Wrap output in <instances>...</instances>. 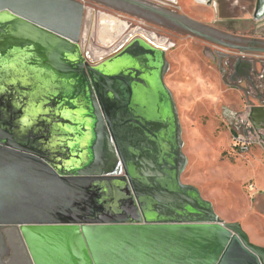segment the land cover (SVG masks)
<instances>
[{
	"label": "water",
	"instance_id": "1",
	"mask_svg": "<svg viewBox=\"0 0 264 264\" xmlns=\"http://www.w3.org/2000/svg\"><path fill=\"white\" fill-rule=\"evenodd\" d=\"M113 1L264 54L139 0ZM86 13L78 0H0V264L6 227L18 228L32 264H264L240 224L181 183L187 159L166 51L135 37L97 57L84 42ZM263 18L255 0L253 20ZM246 118L264 143V107Z\"/></svg>",
	"mask_w": 264,
	"mask_h": 264
},
{
	"label": "rangeland",
	"instance_id": "2",
	"mask_svg": "<svg viewBox=\"0 0 264 264\" xmlns=\"http://www.w3.org/2000/svg\"><path fill=\"white\" fill-rule=\"evenodd\" d=\"M78 1L87 9L84 42L95 56L114 51L133 32L165 49L169 69L164 81L177 108L182 152L187 159L181 183L195 187L201 198L211 203L220 220L240 224L250 243L264 248V190L256 184L264 183V143L258 141L244 157L230 155L232 136L242 132L244 122L249 124L246 118L249 108L264 104V92L248 98L243 96L234 88L236 85H229L218 72L216 52L224 49L167 19L119 1ZM226 1L224 10L228 18L241 17L245 12L252 18L255 0ZM234 2L237 5L229 7ZM157 7L186 26V22H192L195 25L192 30L218 41L264 48L262 20L251 19V24L238 22L237 25L229 20L201 23L198 19L212 18L215 9L205 10L207 8L196 0H178L177 4ZM106 17L114 19L117 25V38L112 42L104 38ZM224 51L237 58L250 59L256 55L254 61L258 66L259 61H264V54L240 56L235 51ZM245 85L237 86L241 89ZM2 232L9 249L4 263L32 264L18 228L6 227Z\"/></svg>",
	"mask_w": 264,
	"mask_h": 264
},
{
	"label": "crops",
	"instance_id": "3",
	"mask_svg": "<svg viewBox=\"0 0 264 264\" xmlns=\"http://www.w3.org/2000/svg\"><path fill=\"white\" fill-rule=\"evenodd\" d=\"M177 1L178 0H176V4H177ZM226 4H227L226 0H216V7L214 8L215 11L213 12V17H212L213 19L209 16L210 19H208V20L207 19H203V20L198 19V22L209 24L213 21L216 22L217 20L218 21L229 20L230 22H234V25H237L238 22H245L246 24H248V23L251 24L250 22H252L251 19L253 20V15L251 18L247 12L242 14L241 17L235 16V17H229L228 18V16L225 15V10H224L225 6H227ZM236 5H237V2H234L233 4L231 3L229 5V7H233ZM204 6L207 8L205 10H213V7H207L206 5H204ZM261 20L264 21V18ZM263 36H264V34H263ZM262 40H264V38ZM220 42H222V41H220ZM222 43H224V42H222ZM225 44H228V43H225ZM228 45H231V44H228ZM216 46H218V45H216ZM232 46L243 47V46H239V45H232ZM218 47H220V46H218ZM250 47L251 48H258V47H253V44H251L248 47H243V48H250ZM223 49L228 50L225 48H223ZM262 49H264V48H262ZM222 56H219V57L217 56V64H218V70H219L218 72H219L221 78H226L228 80L229 85L234 87L236 85V83H238L239 81H241L242 84L244 83V85L247 83V85H245L241 89L239 86L234 87L240 93H242V95L245 96L246 98L254 96L255 94L264 92V61H259L260 62L259 66L256 65L254 58H257V56L255 55V56H253L254 58L251 57L250 59H246L243 57L242 58L241 57L236 58L235 61H232L230 64L228 63L226 66H223L224 65V57H226V54H224ZM239 62H241V63L239 64ZM244 62L250 63L251 68L249 70H248V68H246L243 65ZM237 68H238V70H237ZM235 74H238V76L234 78ZM258 107H264V104H259ZM251 180H254V179L252 178ZM256 184L258 185V187L260 189L264 190V183H256ZM255 188L257 190L256 193L258 194L259 189H257L256 186H255ZM223 222L225 224H227L225 221H223Z\"/></svg>",
	"mask_w": 264,
	"mask_h": 264
},
{
	"label": "built area",
	"instance_id": "4",
	"mask_svg": "<svg viewBox=\"0 0 264 264\" xmlns=\"http://www.w3.org/2000/svg\"><path fill=\"white\" fill-rule=\"evenodd\" d=\"M141 2H144L150 6L156 7L157 6H166L169 4H173V3H169L163 0H139ZM218 57L222 56L224 54H228L226 51H221L216 52ZM240 56H243V54H239ZM223 57V56H222ZM224 66H226V64H224ZM258 143V140L247 134L246 132L242 131L239 133H236L232 136L231 139V146H230V154L231 156L234 157H244L246 155H248L250 153L251 148Z\"/></svg>",
	"mask_w": 264,
	"mask_h": 264
},
{
	"label": "bare ground",
	"instance_id": "5",
	"mask_svg": "<svg viewBox=\"0 0 264 264\" xmlns=\"http://www.w3.org/2000/svg\"><path fill=\"white\" fill-rule=\"evenodd\" d=\"M105 19L107 20H104V23H105V28H103L105 30V33H104V38L106 39L107 37L109 38L108 39V42H112L113 40H115L117 38V33H118V30L116 29L117 25L115 23V20L112 19V18H109V17H106ZM89 27L91 28L92 26V21H90L89 23ZM117 31V32H116ZM133 35H135V32H133ZM133 35L130 36V38L128 39V41H130L131 39L135 38L133 37ZM136 36V35H135ZM136 37H142V36H136ZM144 38V37H143ZM110 40V41H109ZM147 40V39H146ZM128 41L124 42L123 44H121L117 49H115L113 52L115 53L116 51H118L121 47H123Z\"/></svg>",
	"mask_w": 264,
	"mask_h": 264
},
{
	"label": "flooded vegetation",
	"instance_id": "6",
	"mask_svg": "<svg viewBox=\"0 0 264 264\" xmlns=\"http://www.w3.org/2000/svg\"><path fill=\"white\" fill-rule=\"evenodd\" d=\"M187 23V25L191 28V29H194V27H195V25L194 24H192V22H186ZM210 37V36H209ZM130 38V37H129ZM129 38H127V39H125L124 41H123V43L124 42H126V41H128V39ZM212 38V37H211ZM122 43V44H123ZM154 44V43H153ZM165 50V49H164ZM243 54H246V53H243ZM248 54V53H247ZM235 58V59H234ZM236 58L237 57H234V56H232V55H226V57H224V64H230L232 61H235L236 60ZM224 66V65H223ZM238 76V74H235L234 75V78L235 77H237ZM241 83V81H239L238 83H236V86L238 85V84H240ZM246 94V93H245ZM243 123V122H242ZM242 131H244V132H246L247 134H249V135H251V136H253V137H255L258 141H261L259 138H258V136H254L252 133H251V126H250V124H248L247 122H244V124H243V128H242ZM261 135L263 136V138H264V131L263 132H261Z\"/></svg>",
	"mask_w": 264,
	"mask_h": 264
}]
</instances>
